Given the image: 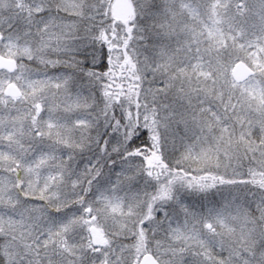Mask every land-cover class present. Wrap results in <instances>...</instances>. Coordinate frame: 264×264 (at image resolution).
<instances>
[{
    "label": "snow or ice",
    "instance_id": "obj_1",
    "mask_svg": "<svg viewBox=\"0 0 264 264\" xmlns=\"http://www.w3.org/2000/svg\"><path fill=\"white\" fill-rule=\"evenodd\" d=\"M0 264H264V0H0Z\"/></svg>",
    "mask_w": 264,
    "mask_h": 264
}]
</instances>
